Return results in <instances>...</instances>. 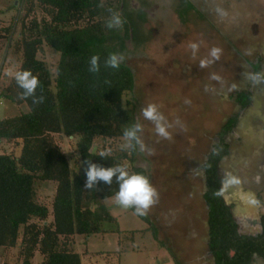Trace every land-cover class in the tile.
<instances>
[{
  "label": "trees",
  "instance_id": "trees-1",
  "mask_svg": "<svg viewBox=\"0 0 264 264\" xmlns=\"http://www.w3.org/2000/svg\"><path fill=\"white\" fill-rule=\"evenodd\" d=\"M20 1L18 7L13 5L18 15L0 27V40L8 41L11 55L21 62L19 70H31L39 78L37 95H43L44 102L35 105L31 98L21 99L14 77L0 90L1 100L28 110L0 120V149L4 144L14 147L11 153L0 154V251L17 249L16 264H33L37 255L42 264H83L72 240L107 233L104 225L117 219L104 202L118 191L115 178L111 185L101 181L95 189L85 188L84 161L103 167L120 164L130 173L148 176L134 165L138 148L124 147V130L137 123L136 106L123 103L135 89L134 73L123 62L118 70L104 67L110 53L118 54L116 46L132 39L131 15L124 12V0ZM108 9L121 15L122 27H106ZM46 48L59 56L55 65L42 58ZM92 55L100 57L101 70L95 75L88 71ZM235 123L233 119L222 139ZM57 136L69 139L74 150L64 152ZM219 147L205 167L210 246L217 264H250L254 254L264 258V239L241 246L231 240L238 236L228 227L232 222L216 181L228 148ZM106 149L110 156L99 157ZM48 184L56 187L50 206L39 197V186ZM0 264L12 263L0 257Z\"/></svg>",
  "mask_w": 264,
  "mask_h": 264
},
{
  "label": "rangeland",
  "instance_id": "rangeland-1",
  "mask_svg": "<svg viewBox=\"0 0 264 264\" xmlns=\"http://www.w3.org/2000/svg\"><path fill=\"white\" fill-rule=\"evenodd\" d=\"M20 2L0 0V27L18 15L13 5L18 7ZM124 5L134 33L123 47L116 48L134 73L135 89L123 103L136 106L137 122L143 125L141 138L153 151L152 155L139 152L134 165L147 171L159 198L146 216L118 206L114 197L107 199L104 204L117 222L105 224L107 233L88 240L76 236L73 248L83 264H202L198 259L204 254L207 212L201 199L200 167L219 126L233 112L230 98L245 87L246 60L254 63L264 51V0H124ZM192 42L200 45L196 58L189 48ZM213 47L221 50L219 60L200 68V59L208 58ZM42 58L49 65L59 60L49 48ZM251 62L248 66L258 72L259 67ZM20 64L8 50V41L0 40V90ZM213 75L219 79H212ZM149 103L156 104L172 125L170 140L158 137L154 125L144 119L141 109ZM24 112H28L26 106L0 99V120ZM56 140L64 152L74 150L66 137ZM13 149L4 144L0 154ZM222 166L229 172L227 160ZM261 183L249 190L257 195ZM55 189L54 184L39 186L40 200L50 206ZM251 197L241 195L249 204ZM86 251L88 255L83 256ZM0 257L2 262L16 264L18 250H1ZM33 264H42L39 255Z\"/></svg>",
  "mask_w": 264,
  "mask_h": 264
},
{
  "label": "flooded vegetation",
  "instance_id": "flooded-vegetation-1",
  "mask_svg": "<svg viewBox=\"0 0 264 264\" xmlns=\"http://www.w3.org/2000/svg\"><path fill=\"white\" fill-rule=\"evenodd\" d=\"M259 55L260 56L257 57L256 62L254 63L246 60L248 76L245 82V87L237 89L233 97L230 98L229 102L233 105V112L226 117L224 123L221 125L220 132L216 135V138L213 139L210 152L205 156L200 167V171L203 174L202 178H204V181L206 180L207 183L205 167L210 156L215 150H217V147L220 150L219 146L221 144L227 146L228 154L218 165L216 181L218 182L219 195L224 206L227 208V212L232 222V224H228V227L235 229L238 236V239L231 240L236 242L238 246L246 244L251 240L254 241L253 238H257V240L264 239V212L262 211V206L261 209H258V206L261 204L260 200L258 201L256 198L257 195L249 190L251 185H262L263 182L261 183V181H264V152H248L247 148L250 145L249 141L243 137L242 141L237 139L238 131L241 132L245 130L249 126L251 120H254L255 128L260 129V137L264 139V79L260 82H254L251 78L252 76L257 75L264 77V51H261ZM250 62L259 67L258 72L253 68L254 66H252V68L248 66V63ZM245 102L246 104L244 105ZM233 119H236L235 125L223 136V139L222 137L220 138L219 134L225 132ZM236 145H238L240 149L241 147L243 148L235 151L237 148ZM226 160L228 161L229 172H227L222 166ZM232 178L238 180L239 183H228ZM244 186H246V188H244ZM260 191L258 194L261 196ZM206 192L204 191V194ZM239 194H248L250 196L256 195V199H254V202H257L256 209L253 211L252 207H250L249 210L248 208L244 211L240 210L241 206L239 207V205H242L243 201ZM237 195H239V197ZM235 197L239 199L237 200ZM263 202L264 201L262 200V203ZM244 206L245 205L243 204L242 207ZM205 228L207 233L206 237H203L204 254L198 259V261L202 264H217L216 257L210 246L209 213L207 214ZM234 256L235 252H232L231 257ZM253 259L257 262L252 264H264V258L257 256V254H254Z\"/></svg>",
  "mask_w": 264,
  "mask_h": 264
},
{
  "label": "clouds",
  "instance_id": "clouds-1",
  "mask_svg": "<svg viewBox=\"0 0 264 264\" xmlns=\"http://www.w3.org/2000/svg\"><path fill=\"white\" fill-rule=\"evenodd\" d=\"M110 17L106 22L108 29H116L123 26L124 19L118 12L108 9ZM193 58H196L199 51V43L192 42L189 44ZM221 50L217 47L210 49L208 58L200 59L199 67L205 68L214 63L220 58ZM125 57L122 54L110 53L104 61L105 68L119 69ZM88 71L92 74H98L101 70L99 55H92L88 62ZM254 82H260L264 77L259 75L251 77ZM14 79L17 86L22 89L21 99L31 98L32 103L39 105L44 102L43 95H37V89L40 87L39 78L34 75L31 70H19L14 74ZM212 79L218 80L216 75ZM145 120L150 121L154 125L155 133L158 137L170 140L171 133L169 128L172 127L159 111L158 106L154 103H149L146 107L141 109ZM143 132V125L139 122L126 128L123 132V137L126 141L125 148L136 150L138 148L140 153H147L152 155V149L148 148L141 138ZM110 150H102L98 156L107 159L110 156ZM86 165L85 188L95 189L99 182H104L111 185L113 178L118 184V191H116L114 200L115 203L124 209H134L138 216H146L149 209L158 202L159 194L157 189L152 185L148 176L142 173H130L128 168L124 165H112L111 167H103L97 163H93L90 159L84 161ZM228 183H239L238 180L232 178Z\"/></svg>",
  "mask_w": 264,
  "mask_h": 264
},
{
  "label": "crops",
  "instance_id": "crops-1",
  "mask_svg": "<svg viewBox=\"0 0 264 264\" xmlns=\"http://www.w3.org/2000/svg\"><path fill=\"white\" fill-rule=\"evenodd\" d=\"M220 129H221V125L219 126V129H218L217 134L220 132ZM221 134L222 133L219 134L220 138H221ZM260 136H261L260 129L259 128H255V126H254V120H251L249 126L245 130H243L241 132L238 131V137H237V139L240 140V141H242V137H243L244 139H247L249 141V144L250 145L247 148V151L248 152H253L254 153L256 151H262V153H263L264 152L263 151V149H264V141H262V140H264V139H262ZM236 146H237V148H236L235 151L241 150L243 148V147H241V149H240V147H238V145H236ZM210 148H211V146H210ZM234 149H235V147H234ZM202 180H203V191H202V196H201L202 198L201 199L203 201L204 209L206 210V212L208 214L209 209H208V207L206 205V202L204 200V196H205L204 191L206 192L207 183H206V180L204 181V178H202ZM262 190H261L262 191L261 192V196L259 194H257V197H256L258 199V201L260 200V204H261L260 206H258L259 207L258 209H261V206L264 204V202L262 203V200L264 201V186H262ZM239 195L241 196V194H239ZM239 195H237V196L239 197ZM255 196H252L253 197L252 204L251 203L249 204V202L247 203V202H244L242 200L243 201L242 202V205H239V207L241 206L240 207V210L244 211V210H246V208H248V210H249V208L252 207V209L254 211L256 209V206H257V202H254V199H256ZM235 199L238 200L239 198L235 197ZM243 204L245 205L244 207H242ZM242 220H244V219H242ZM253 240L256 243H258L260 241V240H257V238H253ZM172 251H173V249H172ZM256 262L257 261L255 259H253V257H252L250 264L256 263Z\"/></svg>",
  "mask_w": 264,
  "mask_h": 264
}]
</instances>
